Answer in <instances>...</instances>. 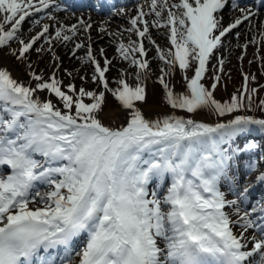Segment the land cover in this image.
I'll use <instances>...</instances> for the list:
<instances>
[{
	"label": "snow or ice",
	"instance_id": "1",
	"mask_svg": "<svg viewBox=\"0 0 264 264\" xmlns=\"http://www.w3.org/2000/svg\"><path fill=\"white\" fill-rule=\"evenodd\" d=\"M89 7L127 15L112 0ZM53 9L75 15L57 0H0V264H264V144L251 138L254 131L264 137V118L238 114L264 111V99L253 107L258 89L248 87L256 79L248 74L229 99L214 95L225 66L216 53L229 34L239 38L234 30L245 22L256 27L255 0L251 7L240 0H145L123 31L99 26L116 38L131 71L110 81L114 62L106 50L95 52L90 36L74 44L69 58L84 49L77 58L91 68L93 89L84 86L86 75L79 87L64 83L56 51L90 32V15L54 34L48 24L24 34L28 18L54 20ZM225 9L240 15L225 24ZM153 28L165 30L170 46L157 44ZM259 29L249 43L264 47V21ZM144 41L155 47V69ZM237 46L246 53L248 43ZM32 52L51 54L49 74L37 70ZM7 59L28 79L14 75ZM177 69L180 93L169 79ZM261 69L264 75V63ZM153 76L163 102L184 115H146ZM45 92L62 107L42 99ZM201 113L232 118L211 123Z\"/></svg>",
	"mask_w": 264,
	"mask_h": 264
},
{
	"label": "rangeland",
	"instance_id": "2",
	"mask_svg": "<svg viewBox=\"0 0 264 264\" xmlns=\"http://www.w3.org/2000/svg\"><path fill=\"white\" fill-rule=\"evenodd\" d=\"M150 19H152V17ZM28 28L29 29L30 28L36 29L37 25L34 24L33 21L32 22L28 21ZM153 30H157V29H155V28L151 29V31H153ZM159 30L162 31L163 29H159ZM54 32H53V34H54ZM259 34H260V31L257 34H253L251 36V38H248V36L247 37L241 36L238 39L235 35H232L231 37L234 41L233 43H231L232 46H230L229 48L228 47L222 48L221 51H222V53L224 52L223 54H221L220 51L216 53L217 58H219L220 56H223V58L225 59L224 73H218L222 76V81H221V84L218 87L217 91L214 94L216 99L221 100V101L227 100V99H229V97L233 93L237 92V89H241L242 85L244 83L243 74H248L249 77H252V76L256 77L255 81H252V84H251L252 88L258 89L256 96L260 93L261 94L264 93V87H261V85H264V75L261 74V72H262L261 65H262V63H264V61H261L259 59L260 56H264V47H261L259 44L249 43V41L253 37H258ZM79 42L87 43V41L84 37H79V38L76 37V38H74V41L69 42L66 47L62 46V45H57L56 51L59 54L60 59L63 62V69H67L69 71H72L73 74L76 76V79L72 80V78L68 77L62 69L60 71V78L63 79L65 84H67L71 81L72 83H75L77 85V87H79L82 84H84V82H82L79 79V76L80 75H86L88 77V82H87V84H84V86L88 87L90 89H93V88H95V85H93L91 83V80H90V77L92 75L91 68L85 67L82 64V62L77 58V57L84 56V49L77 53V57H73L69 61H65V57L69 56L71 50L74 47V44L79 43ZM39 43L43 44V40L40 41ZM117 43H118V41H113L110 44L113 47H116ZM144 43L147 46L148 51H150V50H152V48H154V46L148 44L147 41H144ZM242 43H244V44L248 43V49H250L253 53H254V51H260L261 52L260 54L253 56V60H251L252 63H249L250 60L248 59L247 55L244 56V59L242 61L239 59V57H240V56H238L239 47L237 45H241ZM44 47L47 48L48 45H44ZM232 47H236V49L238 50L235 54H233L231 52ZM153 57L154 56H152L149 60L152 61V67H153V69H155L156 64L159 62L157 60H154ZM30 59L33 62H37L35 65L37 70H43L45 72V75L50 73L51 54H49V53L37 54L36 52H32ZM116 60H117V66L114 68V70H111L108 73V74H114V77H113L114 79H110V81L115 80V78H116L115 74L118 75L119 70H128V71L132 70L129 68V65L127 64V62L120 59L119 54L116 55V58L113 61H116ZM211 63L214 65L217 63V60L213 59ZM212 71H213V69L210 66V71L207 75L211 76ZM188 74L191 75V72H189ZM182 75L183 74L179 71V69H177L175 75L173 77L169 78L170 84H172L174 86V91H176L177 93L184 91V86L182 83ZM154 80H155V76H153L151 87L148 88L149 96H148L147 105H155V106H158L161 108H169L163 102L162 86L159 85L158 83H155ZM211 83H212V81L210 79H208L206 76L205 84L210 86ZM260 98L263 99L264 96L261 95ZM51 99L55 103H57L58 106L62 107V105H59V102L57 101V99L54 96H51ZM262 99H259L258 101L255 100L253 103V107L256 108V105H258L260 100H262ZM115 105H116V102H115L114 98L109 96V107L110 108L115 107ZM162 114L164 115V114H168V113L167 112H161L160 115H162ZM175 114L176 115H184V113H182L180 111L176 112ZM238 114L255 116L256 118H259V117L264 118V112L260 111L258 108L254 112L242 111L241 113H238ZM199 118L204 119L206 122H211L212 118H215L214 122H226L231 117L226 116V117L220 118V117H217L215 115H211L209 113H201ZM251 138H253L255 140L257 139L256 140L257 142L264 144V137H262L258 131H254L251 135ZM254 178L255 177L253 176L252 179H254ZM44 190H45L44 188H41V191H44ZM259 191H260L259 188L255 189L253 192V195L257 194ZM230 198H232V197H230ZM249 247H251V245H249Z\"/></svg>",
	"mask_w": 264,
	"mask_h": 264
},
{
	"label": "bare ground",
	"instance_id": "3",
	"mask_svg": "<svg viewBox=\"0 0 264 264\" xmlns=\"http://www.w3.org/2000/svg\"><path fill=\"white\" fill-rule=\"evenodd\" d=\"M145 0H134V1H130L128 2L125 10L127 15H120V16H112L110 17L109 14L108 15H103L98 13L97 11H93V10H83V11H77L75 12L74 16H71L70 13L68 12H64L61 10H57V9H53L50 11V15L54 16L55 19L54 20H50L47 18L46 15L44 14H39L36 17H30L27 19V21L24 23L23 25V31L24 34L27 35H35L37 32H39L41 30V26L43 24H48L50 26V31L53 33L56 28L60 27L61 24L65 25V26H70L72 24H75L78 22L77 18L80 17L81 15L84 16L85 19L88 18V16H91V22L93 24L92 29L90 30L89 33H84L83 31H81L78 35L79 37H84L86 39V36H90L91 37V44L92 47L94 49L95 52H99L100 48H104L106 50V54L107 57L110 59H115L116 55H118V53L116 52V47H113L110 43L113 41H117L115 37L110 36V35H105L103 33H101L99 31V26L103 25L104 27H106L108 29L109 33H113V32H117V31H123V29L130 27V24L127 23L128 22V17L129 16H134L136 15V9L138 8L139 5L144 4ZM57 3H59L61 5V7L63 6V3H60L57 1ZM245 4H247L249 7L252 6L253 4V0H245L244 2ZM257 9H258V17L253 18L252 23L254 25H256V27L253 28H249L248 22H245L244 24H242L238 30H234L235 31H239L240 36H245L248 38H251V36L253 34H257L260 29H259V25L262 21H264V11H262V9L264 7L259 8L257 1H255ZM243 4V3H242ZM240 13L237 12H231L230 9H225L224 11V22L225 24H227L229 22L230 19L239 16ZM151 17H147V19H150ZM34 19H40L41 20V25H37V28H28V21H33ZM108 20V23L105 24L104 21ZM57 21H59V23H57ZM152 35L154 36V38L156 39L157 44L162 45V46H170L168 45V41H167V37L165 35V30L163 29L161 30H153L151 31ZM232 35L233 34H229V36L224 40V47H230L232 46L231 43H233V39H232ZM127 33H124V42L127 43ZM133 39H135V37L133 36ZM87 41V40H86ZM88 43V41H87ZM226 44V45H225ZM244 43H242L241 45H243ZM147 47V46H146ZM83 49L79 50L82 51ZM153 50V51H152ZM152 50L148 51V59H150L152 56H155V47L152 48ZM78 51V52H79ZM238 50L236 49V47H232L231 48V52L233 54H235ZM220 53H222V51L220 50ZM247 48V51L245 53V50L242 47H239V51H238V56H248V59L251 61L253 60V56L255 53L260 54V51H254V53ZM220 54V55H221ZM70 58L65 57V61H69ZM114 62V67L111 70H114V68L117 66V60L113 61ZM5 63H7V65L10 67V69L13 71L14 75L19 74L21 79H28V77L26 75L23 74L22 71H20L19 67L15 64V62L11 59H7L5 61ZM115 76H117L115 74ZM109 79H114V74H108ZM152 78L149 79L148 83V88L151 87L152 84ZM40 97L43 98H51L48 96L47 93H40L39 94ZM145 110H146V115H148L150 118H156L157 115H160L161 112H167L168 114H175L176 112H178L179 110H174L171 108H161L155 105H146L145 106ZM163 115V114H162ZM115 126V125H113Z\"/></svg>",
	"mask_w": 264,
	"mask_h": 264
},
{
	"label": "trees",
	"instance_id": "4",
	"mask_svg": "<svg viewBox=\"0 0 264 264\" xmlns=\"http://www.w3.org/2000/svg\"><path fill=\"white\" fill-rule=\"evenodd\" d=\"M263 96H264V94H263ZM264 99V98H263ZM253 103H254V97H253ZM262 112H264V111H262Z\"/></svg>",
	"mask_w": 264,
	"mask_h": 264
}]
</instances>
